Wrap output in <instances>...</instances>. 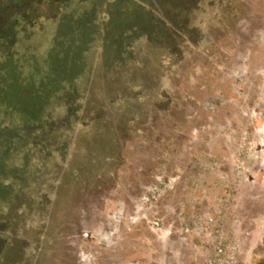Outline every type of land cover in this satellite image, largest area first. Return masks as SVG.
I'll list each match as a JSON object with an SVG mask.
<instances>
[{
    "label": "rangeland",
    "instance_id": "rangeland-1",
    "mask_svg": "<svg viewBox=\"0 0 264 264\" xmlns=\"http://www.w3.org/2000/svg\"><path fill=\"white\" fill-rule=\"evenodd\" d=\"M187 3L183 19L166 18L163 46L146 30L118 34L129 0L0 3V23L13 24L0 40V100L18 122L0 130V183H25L45 163L53 127L63 140L103 127L102 144L114 142L100 177L76 189L63 177L37 254L47 200L32 186L10 204L0 188V261L19 264L25 250L33 264H264V0ZM18 105L47 122L25 129Z\"/></svg>",
    "mask_w": 264,
    "mask_h": 264
},
{
    "label": "trees",
    "instance_id": "trees-1",
    "mask_svg": "<svg viewBox=\"0 0 264 264\" xmlns=\"http://www.w3.org/2000/svg\"><path fill=\"white\" fill-rule=\"evenodd\" d=\"M4 1V0H3ZM3 1L0 0V3ZM9 3H11L14 0H7ZM20 1V0H19ZM25 1V0H21ZM158 1L159 7L151 4V0H129V8L130 16L128 17V21L130 23L128 25H125L124 27L118 28V34L122 36V33L124 32V29L128 32V35L132 34L134 35L135 31H143L146 30L149 31V36L151 38L157 39L155 46H163L164 44H171L172 43V35H171V26L166 21V18L170 19V21L175 22L177 21L178 17L179 19H183V7L185 9L188 8V0H156ZM38 4L35 3V7H37ZM1 7V5H0ZM3 7V6H2ZM1 9H4L2 8ZM44 4L39 5V8L44 10ZM169 16V17H167ZM185 16V15H184ZM5 20V19H3ZM121 21V20H120ZM12 23L10 21H6V23H0V40L3 39V33L5 30L12 28ZM131 25V27H130ZM61 27V25H60ZM140 29V30H138ZM105 30V29H104ZM117 32L114 34H111V37L109 40H107V43H110L113 47L114 45H117L120 38L119 35L115 36ZM144 33V35H145ZM141 37V36H139ZM111 40V42H110ZM113 41V42H112ZM114 43V44H113ZM8 94H11L9 90L5 91ZM7 94V95H8ZM3 96V97H6ZM16 97V94L14 95ZM44 101V102H43ZM43 103H45L44 98H41L38 102V105L41 106ZM27 107H31V104H25ZM3 106V108H2ZM39 106H37L34 109H26L25 106L21 107V105H18L16 108H18L19 115L18 117L22 118L24 121H21L20 126H26L25 129H29L33 124L32 123H46L47 119L45 117H42L40 114ZM5 108L3 101L0 100V113L5 114ZM7 111V110H6ZM22 114V116L20 115ZM44 118V121H43ZM26 119V120H25ZM66 123L65 121H62V124ZM18 122H14L11 120L10 111L5 114V116L0 115V130L2 132L10 133L13 131L12 126H17ZM31 124V126L29 125ZM40 125V124H39ZM61 126V124L59 125ZM60 129V128H59ZM54 129L52 128L51 134L48 132V125L44 126L43 128H37V130L34 132L32 131V136L35 137V139L43 138L48 132L50 135H48V141L43 149V157L42 160L45 162L44 164L41 163V167L34 170V173L28 174L30 178H27V181L24 183L19 179H16V177H13L16 179V182H8L7 180H2L0 183V188L4 192H12L13 197L10 204L13 202H16L20 199V196L23 194L25 196L26 193H28V188L35 186L37 189L36 191H33L31 194L33 196H44V200H47V204L45 205V208H43V221L42 225L35 228L38 232V240L36 242V245L38 248L34 251L35 254L36 251H38L41 248L42 240L44 239V230L47 227L49 223L50 218V212L52 207L55 206V204L58 203L60 199V192L65 191L64 186H67L66 180L63 178L66 175L72 179L71 181V187L76 189L79 188L80 183L82 181L91 180L94 178H98L101 176L100 173L97 172L98 167L94 166L98 161H105L107 162L109 158L106 156H103V153L105 154L106 146H109L110 148L114 144L113 138H111L108 143L102 144L100 137L104 134V128L98 127V128H84V135L83 137L85 139H82L81 131L76 129L74 127L73 129H70L67 138L61 139V129ZM0 131V132H1ZM13 133V132H12ZM10 133V134H12ZM56 134H59L56 136ZM1 139V136H0ZM34 140V138H32ZM36 142V141H35ZM101 142V143H100ZM57 143V144H56ZM61 143V145H58ZM65 147L61 149L64 145ZM0 144H4L0 142ZM56 144V145H55ZM56 146V147H55ZM3 158H0V176H5V169H4V163ZM90 171V173H85L86 171ZM48 171L51 174L48 176L47 179H45L44 173ZM47 174V172H46ZM39 176V178H38ZM11 178V176H9ZM64 179V180H63ZM65 182V183H64ZM48 183V185H47ZM24 184V185H23ZM65 184V185H64ZM47 185V187H46ZM74 185L75 187H73ZM27 186V187H25ZM70 187V188H71ZM67 190V189H66ZM76 191V190H75ZM67 192V191H66ZM70 192V191H69ZM72 193L74 190L71 191ZM29 198V197H27ZM8 216L11 218L12 213H8ZM18 218L22 219V216H18ZM21 230H26L25 227L22 226ZM13 245V244H12ZM16 247V246H15ZM22 248V247H21ZM20 261L19 264H33L34 258L27 261L28 255L26 254V251L21 250L20 251ZM2 260V259H1ZM9 261H0L2 264H11L8 263ZM14 264V263H13ZM16 264H18L16 262Z\"/></svg>",
    "mask_w": 264,
    "mask_h": 264
},
{
    "label": "crops",
    "instance_id": "crops-1",
    "mask_svg": "<svg viewBox=\"0 0 264 264\" xmlns=\"http://www.w3.org/2000/svg\"><path fill=\"white\" fill-rule=\"evenodd\" d=\"M174 183H175V179L174 178H172V177H169V178H166L164 181H163V189L159 192V194H157L158 196L157 197H159L161 194H164V192H167V191H169V190H171L172 188H173V185H174ZM154 198H155V196H153ZM155 200H157V198L155 199ZM153 203V202H152ZM183 214V213H182ZM181 214V219H180V221H179V228L181 229V230H183L184 229V227H186V223H185V219L183 218L184 216ZM154 221H157V220H153L152 221V223L154 222ZM178 228V229H179ZM165 229V228H164ZM188 229V228H187ZM146 240H148V239H146ZM145 240V241H146ZM130 255H132L133 257H135V258H137V256H138V253L136 252V250L134 251V252H132V254H130ZM145 261H146V263L147 264H150L152 261L150 260V259H145ZM145 263V264H146Z\"/></svg>",
    "mask_w": 264,
    "mask_h": 264
},
{
    "label": "built area",
    "instance_id": "built-area-1",
    "mask_svg": "<svg viewBox=\"0 0 264 264\" xmlns=\"http://www.w3.org/2000/svg\"><path fill=\"white\" fill-rule=\"evenodd\" d=\"M153 224H154V226H156V227H159V225H160V224H159V221H154ZM222 249H223V248H219V247H218V248H217L218 253H221V252H222ZM208 262H210V259H208Z\"/></svg>",
    "mask_w": 264,
    "mask_h": 264
}]
</instances>
